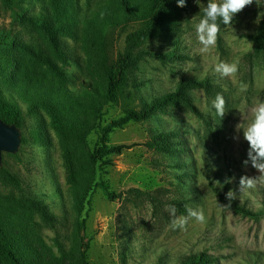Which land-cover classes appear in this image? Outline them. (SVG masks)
I'll use <instances>...</instances> for the list:
<instances>
[{
    "label": "rangeland",
    "instance_id": "1",
    "mask_svg": "<svg viewBox=\"0 0 264 264\" xmlns=\"http://www.w3.org/2000/svg\"><path fill=\"white\" fill-rule=\"evenodd\" d=\"M163 1L0 0V113L21 130L0 164L15 178L0 170V264H264V186L240 191L242 175L259 173L243 166L236 131L264 99V0L218 20L208 53L194 27L207 0ZM219 61L238 72L222 77ZM192 78L206 86L181 85ZM174 90L199 113L177 102L116 123Z\"/></svg>",
    "mask_w": 264,
    "mask_h": 264
},
{
    "label": "clouds",
    "instance_id": "2",
    "mask_svg": "<svg viewBox=\"0 0 264 264\" xmlns=\"http://www.w3.org/2000/svg\"><path fill=\"white\" fill-rule=\"evenodd\" d=\"M179 7L186 5V0H176ZM253 3V0H207V4L203 7V15L195 24V33L198 43L201 45L200 53H208L215 47L218 34L220 33V24L231 25L234 15L242 11L246 6ZM258 4V0H256ZM238 64L227 61H219L214 65V71L222 77H231L238 72ZM247 85L241 83L239 86L240 92H245ZM225 99L221 93H217L211 101L212 107L215 109L216 115L222 118L225 115ZM251 120L242 126L236 125V131L243 130V137L248 142L247 159L242 163L244 167L249 164L259 173L255 176L242 175L239 181L240 191L247 189H255L257 185L264 186V99L258 100L249 110ZM238 139V136L234 137ZM226 197L231 200L235 199V193L229 190ZM166 211L173 217L171 227L173 229H183L187 223V217L176 216L177 209L174 205H168ZM189 217L195 218L199 222L205 220L203 210L187 209ZM147 220V219H145Z\"/></svg>",
    "mask_w": 264,
    "mask_h": 264
},
{
    "label": "trees",
    "instance_id": "3",
    "mask_svg": "<svg viewBox=\"0 0 264 264\" xmlns=\"http://www.w3.org/2000/svg\"><path fill=\"white\" fill-rule=\"evenodd\" d=\"M173 0H164L162 3V6L165 5H169L172 4ZM125 64H121L119 66V70L117 72V74L113 77H110L108 83H107V90L108 92H113L118 84L121 82V73H122V68L124 67ZM181 85L183 86H200V87H205L206 86V80H196L194 78L192 79H187L184 80ZM177 102H181L184 105H186L192 112L194 113H199V110L197 109V107L194 105V103L192 102V99L190 96H188L187 94H185L182 91L179 90H174V91H170V92H166L164 94H162L160 97L155 98L152 102H150L144 109H142L140 112H134V111H129L127 112L124 116L120 117L119 119L116 120V123L121 126L124 125L125 123L129 122L130 120H138V119H143L147 117V114L156 108H160L164 105L167 104H175ZM0 117L3 121L7 122V123H13L16 126H20V122L18 118H13L10 119L4 115H2L0 113ZM164 136H157L158 139L163 138ZM130 147L127 144H119L116 146H113L112 149L115 151V153H120L124 148H128ZM0 170H2L6 177L11 179V180H15L14 176L12 174H10L8 171L4 170L3 168L0 167ZM230 205L235 208L238 211H242L244 213L247 214H252L251 212L242 209L240 206L236 205L235 203H230ZM1 238V235H0ZM88 247L87 242H81V249L84 252ZM198 259L200 261L204 260V255L200 254L198 256Z\"/></svg>",
    "mask_w": 264,
    "mask_h": 264
},
{
    "label": "water",
    "instance_id": "4",
    "mask_svg": "<svg viewBox=\"0 0 264 264\" xmlns=\"http://www.w3.org/2000/svg\"><path fill=\"white\" fill-rule=\"evenodd\" d=\"M21 144V130L13 123H7L0 117V164L3 153L14 154Z\"/></svg>",
    "mask_w": 264,
    "mask_h": 264
}]
</instances>
